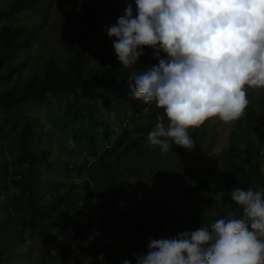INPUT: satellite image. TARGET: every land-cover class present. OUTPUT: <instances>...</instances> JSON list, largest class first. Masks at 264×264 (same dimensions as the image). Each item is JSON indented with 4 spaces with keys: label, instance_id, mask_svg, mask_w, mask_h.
<instances>
[{
    "label": "trees",
    "instance_id": "16d2710c",
    "mask_svg": "<svg viewBox=\"0 0 264 264\" xmlns=\"http://www.w3.org/2000/svg\"><path fill=\"white\" fill-rule=\"evenodd\" d=\"M3 2L4 5H0V264H10L9 256L15 250L24 242L28 247L25 237L28 231L33 235V230L39 229L49 238L46 234L49 227H65L68 223L72 228L75 224L81 226L85 221L81 212L87 209L94 197L92 182L105 184L100 187L104 191L122 189L120 154L134 152L141 162L150 163L141 148L148 143V133L141 121L143 114L139 105L130 98L127 78L133 70L142 74L149 67L158 66V61L153 56L154 50L145 48L144 56L140 57L134 69L117 66L121 63L113 48L115 38H109L106 31L110 24L116 25L118 19L125 15L126 3L124 0H82L78 20L63 19L60 30L63 58L51 56L43 64L40 74L25 76V63L19 58L25 50L38 46L43 32L39 22L46 21L51 0ZM161 58H165L163 53ZM91 64L94 67H90ZM247 95L250 104L235 125L240 128L243 121L252 123L261 133L264 127V90L252 89ZM33 108L42 110L44 122H37L35 113L31 112ZM128 110L135 116L127 115ZM105 112L109 119L104 118ZM216 123L230 125L220 120ZM197 130L189 132L194 140L198 137ZM118 132L121 139L116 137ZM232 135L233 132L230 137ZM241 135L245 148L231 146L215 158L222 162L230 177L237 179L239 186L247 189L254 182L264 186V175L258 163V157L264 154L256 148L248 132ZM219 136L224 138L222 130ZM214 137L210 136L211 145L216 141ZM120 142L124 145L123 150L115 147ZM88 157L92 158L90 167H87ZM141 169L137 165L130 171L139 174ZM82 171L85 174L78 180L81 210L75 211L67 204L74 191L71 176L73 172ZM47 175L52 177V183L46 182ZM182 176L188 183L196 181L194 191L198 194L205 193L212 180L208 166L199 170L188 169ZM13 185H17V195H13ZM54 190H57L56 194L51 195ZM43 192L42 196H46L44 200L48 202H39ZM223 202L229 203L233 212L236 210L235 203L228 201L227 196ZM140 230L144 236L147 235L145 225ZM151 231L155 236V229ZM179 233L175 231L171 238ZM149 240L144 248L133 249L125 260L136 264L134 256L147 254ZM55 242L60 246L58 253H63L64 242ZM100 254L104 255V261L118 259L114 254L85 243L75 254L76 263L97 259ZM49 258L56 260L57 257L49 255ZM91 261V264H96ZM31 264L48 262L38 258Z\"/></svg>",
    "mask_w": 264,
    "mask_h": 264
},
{
    "label": "clouds",
    "instance_id": "9594fccd",
    "mask_svg": "<svg viewBox=\"0 0 264 264\" xmlns=\"http://www.w3.org/2000/svg\"><path fill=\"white\" fill-rule=\"evenodd\" d=\"M107 35L124 69L154 50L158 66L133 70L127 80L131 99L162 112L147 135L162 153L173 144L193 150L190 130L240 119L247 90H264V0H135V13L129 4ZM230 198L242 218L149 240L136 264H264V188L236 187Z\"/></svg>",
    "mask_w": 264,
    "mask_h": 264
},
{
    "label": "rangeland",
    "instance_id": "374dc122",
    "mask_svg": "<svg viewBox=\"0 0 264 264\" xmlns=\"http://www.w3.org/2000/svg\"><path fill=\"white\" fill-rule=\"evenodd\" d=\"M5 0H0L3 6ZM82 0H51L50 9L46 21L39 22L43 28L42 37L38 46L30 47L21 54L19 61L25 63L23 74L25 76L33 73L40 74L43 64L51 57L57 59L63 58L62 45L63 38L60 34L61 27L64 24L63 19L78 20L79 6ZM124 13L126 7L131 4L135 11V0H124ZM113 24L109 25V28ZM108 28V29H109ZM107 33V31H106ZM100 56H102L100 54ZM154 56V55H153ZM122 68L121 64H118ZM90 67H94L93 64ZM90 92L94 90L88 88ZM252 91L248 89L247 93ZM139 105L144 123V130L149 133L148 128H154L157 123V116L161 115L154 105H145L142 101L133 100ZM157 110V112H156ZM37 122L42 123L45 116L41 109L33 108ZM130 117L135 116L131 110L127 111ZM105 119H109L105 112ZM218 119L206 121L197 130V147L191 151L177 147L175 144L171 146V150L162 153L160 149L152 148L148 143L142 145V151L146 159L150 161L141 162L138 154H120L119 158L121 169L122 189H113L110 192L100 190L105 184L92 182L95 186L94 197L87 209L81 212L84 215V222L81 226L76 225L72 228L70 224L65 227L57 225L55 228L47 229L45 237L39 229L33 230V235L28 231L25 233L26 243L22 247L15 250L10 257V264H31L38 258H44L48 264H77L75 254L79 248L87 243L106 253L114 254L117 260L109 259L103 261V264H123L125 259L135 248H144L146 241L159 240L162 238H171L175 231L181 233L193 232L203 225H210L218 219L237 218L241 216L242 210L236 204V210L229 203H224V197L230 198V192L239 186L237 179L230 177L223 169L221 161L215 158L220 152L225 151L228 147L245 148L241 135L244 131L248 132L250 139L256 144V148L264 154V127L261 133L255 130L252 123L240 124L237 128L236 121L230 122L228 126L217 124ZM140 123V122H139ZM223 131L224 138L219 136ZM233 135L230 137V134ZM210 136H215V142L211 145ZM117 139H121L118 132ZM230 137V139H229ZM116 143V140L113 142ZM115 147L123 150L124 145L121 142ZM78 156L77 158H81ZM88 166H91L92 158L88 157ZM260 172L264 175V155L258 157ZM141 166L139 174L132 173L131 167ZM205 166L210 167L212 180L207 187V191L198 194L194 191L196 181L187 182L182 176L188 169H202ZM43 167V166H42ZM42 169V168H41ZM87 169V168H86ZM85 172H73L71 179L74 191L70 194L67 204L70 209L78 211L80 209L81 191L78 188V180ZM60 180V177H57ZM115 183L114 178L111 179ZM53 182L52 177L47 175V181ZM57 185H62L57 183ZM251 188L257 190L264 188L260 182L252 183ZM243 188V187H242ZM17 185H13V195H17ZM54 190L51 195H55ZM41 194L39 202H48L44 200L46 196ZM1 201V200H0ZM237 212V215L235 213ZM145 225L147 235L144 236L141 226ZM151 229H155L156 235L152 234ZM1 232V231H0ZM148 238V239H147ZM64 242V252L58 253L59 243ZM66 246V248H65ZM69 247V249H68ZM18 252V253H16ZM58 253V254H57ZM49 255L57 257L56 260L50 259ZM93 260L96 264H101L98 259H89L83 264H91Z\"/></svg>",
    "mask_w": 264,
    "mask_h": 264
}]
</instances>
